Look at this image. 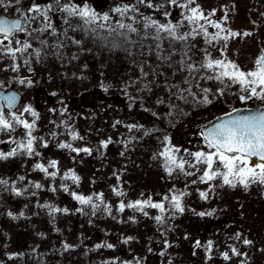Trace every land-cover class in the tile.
<instances>
[{"label":"snow or ice","instance_id":"6c2138e0","mask_svg":"<svg viewBox=\"0 0 264 264\" xmlns=\"http://www.w3.org/2000/svg\"><path fill=\"white\" fill-rule=\"evenodd\" d=\"M230 7L234 9L235 5L224 3L208 8L201 3V0H125V2L117 3L110 12L101 13L84 3V0H76V2L44 0L43 4L32 0L27 7L22 4V0H0V9L5 12L12 9L16 13L15 17L0 15V61L8 59L11 62L12 71L18 72L22 64L28 66L32 59L39 61L48 55L60 58L63 48L73 45L82 47L84 39L69 35L70 32H78L83 38L91 39L93 43L99 42L101 47L120 48L130 56L133 54L132 49L138 48L140 55L155 58L156 67L160 71H156L149 65V70L145 72L144 65L149 64V59H145L139 67L140 76L123 83L122 89L132 102L129 104V109L136 103L143 104L145 95L151 94L154 88H161L168 97L167 101L159 95L155 99L157 106L163 105L167 109L166 117L172 116L173 109L178 114H183L182 107L176 104V101L189 103V106L193 103L210 104L212 101L209 99V94L212 90L200 88L202 81H213L222 85L216 90V94L220 96L224 95L226 88L238 86L236 95L240 101L246 103L248 100L255 99L264 104V45L259 47L258 55L253 59L251 68L242 67L236 61L229 59L227 54L229 41L255 35L254 31H237L229 26ZM259 15L264 19V11H261ZM56 21H59V24ZM249 22L253 29L260 27L256 20ZM49 37L54 38L51 45H49ZM33 40L39 43V47L33 46ZM72 58L77 57L73 54ZM176 77L179 79L177 80ZM18 83L21 85L27 83L29 87L32 85V81L26 79H20ZM3 87L4 85L0 83V89ZM108 87L111 85L105 86V90ZM130 88L138 95L129 92ZM193 88L199 89V96ZM52 95L57 94L52 93ZM189 97L192 98L191 102ZM17 101L16 92L13 91L7 95L0 92V135L7 137V139H0V144L15 145L8 151L0 150V161L21 155L32 158L33 171L42 173L48 183L45 185L28 180L26 176H19L11 182L7 178L0 177V187L17 197L27 195L29 199L38 198V193L41 191L55 193L57 187L54 181L59 178L60 190L77 202L78 207L69 209L54 206L48 202L40 204L37 199L35 206L45 209L47 215L54 218L57 214L66 216L79 213L89 216V223H91V218L100 213L117 220L118 223H124L125 221L113 214V205L105 199L103 192L84 195L64 183V181H70L72 186L80 185L81 177L75 169L69 168L62 172L58 160H49L47 163L40 161L42 153L38 148L49 147V142L44 136L35 134L40 114L30 104L17 107ZM50 111L55 113L58 110L50 109ZM66 111V108L60 111V115L64 116ZM145 111H150L156 119L160 118L159 113L151 109H145ZM239 111V109H233L232 112L226 113L225 117L217 118L216 123L211 124L201 133L207 150L191 152L185 149L181 154L180 148L172 144L170 137L163 135L157 137L159 146L153 152L151 159L159 163L166 178H185V188L195 184L208 185L206 190L197 188L199 198L203 201H208L210 193L214 195L218 186L233 190L240 187L248 191L253 185H258L264 189V107L258 106L247 115H240ZM26 116L32 119L29 120L25 118ZM49 123L53 125V129L61 127L66 129L70 141L85 139L78 131L72 129L67 119L61 120L59 124L55 121ZM117 125H122L129 133L134 131L138 133L136 136L126 137L120 141L125 151L131 150L129 144L139 143L144 137L152 136L160 131L156 128L149 129L143 124L123 123L119 120L115 121L112 127L116 128ZM53 129H49V135L55 138L58 133ZM18 132L19 136L16 135ZM112 143L109 137L100 141L95 150L102 156L103 150ZM57 147L74 153L73 160L81 153L88 156L93 154L91 147H76L67 141L59 142ZM124 154L125 152L121 151L120 155L124 156ZM253 158L259 162H254ZM113 175L116 177L117 184L111 186L112 195L118 198L126 197L127 193L120 183L121 175L115 171ZM188 177H194V179L189 181L186 179ZM17 181L23 183L22 188L15 186ZM216 181H219V185L215 183ZM190 194L173 185L167 193H158L160 197L158 200L152 195L145 197L144 193L140 194L144 198L129 200L127 203L124 199H119L115 205V212L123 214L126 210H131L135 214L153 220L163 239V249L157 255L164 256L166 249L172 247L166 239V233L173 230L170 221L185 212L184 198ZM153 209L157 210L158 214L151 215L149 210ZM190 211L203 218L213 216L215 209L211 211L190 209ZM7 215L16 219L11 212ZM20 215H23V212ZM128 221L137 223V216L130 215ZM232 238L244 246H252L255 243L239 231ZM134 239L128 236L121 242L127 245ZM62 247L64 251L75 248L67 242H64ZM94 247L96 250L114 249L115 245L104 241L97 243ZM196 248H204L208 254L206 258H212L213 241L209 240L206 245H201V242L196 240L194 249ZM228 249L220 253L224 261L241 257L244 259H241L240 264H245L246 252L238 250L234 245H228ZM258 250L264 252V249ZM152 251L153 249L149 247L148 252ZM9 259L12 257L10 256ZM103 264H143V260L137 256H133L131 261L114 257L104 261Z\"/></svg>","mask_w":264,"mask_h":264},{"label":"rangeland","instance_id":"374dc122","mask_svg":"<svg viewBox=\"0 0 264 264\" xmlns=\"http://www.w3.org/2000/svg\"><path fill=\"white\" fill-rule=\"evenodd\" d=\"M121 2L125 0H119V3ZM248 2L253 17L260 27L254 30L255 35L244 38L247 41L243 42L242 39L237 38L229 41L227 45L229 59L245 68L252 67V61L258 55L259 47L264 45V19L259 15L261 11H264V0H248ZM201 3L206 4V0H202ZM114 6L111 4L106 12H110ZM71 47V52L76 57L84 54L83 49L76 51L74 45ZM95 53H98V48ZM132 53L130 56L120 48L105 47L102 64L104 91L101 97L97 92L87 93V96L73 92L58 95L57 99L52 95L56 102L50 105L46 100L48 94L46 97L41 96L43 106L37 109L35 94L26 95L29 97L26 104L31 103V106L40 114L35 134L44 136L49 142L48 148H38L42 153L40 161L47 163L49 160H58L62 172L69 168L75 169L81 177L80 185L72 186L70 181H64V183L84 195L103 192L105 199L113 205V214L125 222L118 223L117 220L100 213L91 218V223H89V216L79 213L66 216L57 214L54 218L50 217L45 209L35 206L37 199L40 204L48 202L54 206L69 209L78 207L77 202L60 190L59 178L54 181L57 187L55 193L41 191L38 193V198L29 199L27 195L17 197L0 187V264H103L104 261L114 257L131 261L133 256L142 258L143 264H169V261L171 264H240L241 259L244 258L233 257L230 261L222 259L220 253L228 251V245H234L238 250L247 253L245 264H264V252L258 250L264 249V189L258 185H253L248 191L240 187L233 190L218 186L215 194L210 193V199L203 201L199 198L197 188L206 190L208 185L195 184L185 188V178H166L159 163L151 159L153 152L159 146L157 137L163 135L170 137L172 144L180 148L181 154L185 149L191 152L207 150L203 139L194 137V131L198 125H203L213 117L236 107L260 103V101L255 99L248 100L246 103L240 101L236 95L238 86L235 85L226 88L224 95L220 96L216 94V90L222 85L218 82L202 81L200 88L212 90L209 94V99L212 101L210 104L193 103L189 106V103L176 101L175 103L182 107L183 114H178L173 109L172 116L166 117L167 109L163 105L157 106L155 99L159 95L167 101L168 97L161 88H154L151 94L145 95L143 104L136 103L129 109V104L132 102L122 89L123 83L140 76L139 67L145 59H149V64L144 65L145 72L149 70V65L156 71H160L156 67L154 57L146 58L140 55L138 48H133ZM39 74L43 75L40 79H47V73ZM176 79L178 80L179 77ZM93 84L98 85V80ZM108 85L111 87L105 90V86ZM128 91L138 95L131 88ZM193 91L200 95L199 89L193 88ZM74 97L79 99L71 102L72 104H67L68 100ZM83 98L85 100H82ZM188 99L191 102L192 98ZM65 108L67 111L64 116H61L60 111ZM50 109L58 111L53 113ZM145 109L159 113L160 118L156 119L150 111ZM26 118L32 119L30 116ZM65 119L73 130L78 131L85 138L83 141H70L66 129L63 127L53 129V125L49 123L55 121L59 124ZM117 120L123 123L143 124L149 129L156 128L160 131L152 136L144 137L139 143L129 144L131 150L125 151L120 141L126 137L136 136L138 133L135 131L129 133L122 125L113 128L112 125ZM49 129H53L58 135L52 138L49 135ZM16 135L19 136V132ZM109 137L113 143L103 150L101 156L95 149L100 141ZM0 139H7V137L0 135ZM62 141L71 142L76 147H91L93 154L88 156L81 153L73 160L74 153L57 147ZM14 146L0 144V150L8 151ZM121 151L125 152L124 156L120 155ZM33 164L32 158L23 155L0 161V177L7 178L11 182L19 176H26L28 180L47 185L48 182L43 174L33 171ZM114 171L121 175L120 183L127 193L126 197L118 198L111 193V186L117 184L116 177L113 175ZM186 179L190 181L194 177ZM215 183L219 185V181ZM173 185L191 194L184 198L185 212L170 221L173 230L166 233V239L172 247L166 249L164 256H159L157 253L163 249V239L157 231L158 226L155 222L131 210L117 214L115 205L119 199H124L127 203L129 200L144 198L140 196L141 193H144L145 197L152 195L158 200L160 197L157 194L167 193ZM15 186L22 188L23 183L17 181ZM190 209L196 211L215 209V212L211 217L202 218ZM149 211L151 215L158 214L157 210ZM8 212L16 216V219L7 215ZM21 212L23 215H20ZM130 215L137 216V223L128 221ZM238 231L253 240L254 245L244 246L234 240L232 237ZM128 236L135 239L125 245L121 241ZM196 240H199L201 245H206L209 240L213 241L211 259L206 258L208 254L204 248L194 249ZM104 241L114 244L115 248L96 250L94 246ZM64 242L74 245L75 248L64 251L62 247ZM149 247L153 249L151 253L148 252ZM10 256L12 259H9ZM145 257L146 259H143Z\"/></svg>","mask_w":264,"mask_h":264},{"label":"flooded vegetation","instance_id":"af4514ba","mask_svg":"<svg viewBox=\"0 0 264 264\" xmlns=\"http://www.w3.org/2000/svg\"><path fill=\"white\" fill-rule=\"evenodd\" d=\"M31 2L32 0H22V4L25 7H27ZM37 2L43 4L44 0H37ZM73 2H76V0H73ZM84 3L92 6L98 12L104 13L106 12L107 8L111 6V4L114 6L115 4L119 3V0H84ZM224 3L235 5L234 9L231 7L229 8L230 17L228 24L232 29L237 31L240 29L251 31L256 30L253 29V26L249 22L250 20L255 19L253 17L252 9L249 6L248 0H206L205 5L208 8H212ZM0 15L15 17L16 13L12 9H8L7 12L0 9ZM217 15L219 16L220 13L218 12ZM53 19L55 20V17ZM56 23L59 24V21H56ZM30 27H35V25H30ZM33 35H35V33ZM69 35H75L77 39H84V43L82 45L83 48L74 46L76 51H81L83 49L82 51L84 54L78 55L76 58L80 61H76L72 58L73 53L71 52V46L65 47L61 50L60 58L48 55L47 57H42L39 61L32 59L30 65L25 66L22 64L18 72L12 71L10 67L11 62L8 59H4L3 61H0V83L4 85V87L0 89V92H16L18 94L17 107L28 103L29 97L26 96L27 94H35V108L37 109H40L43 106L41 98L43 96L46 97L48 94L49 96L46 98L47 103L51 105V103L56 102L55 98L52 96V93L57 94L55 95L56 99L58 95L71 94L73 92L76 94H82L84 96H87V93L90 92H97L99 93V97H101V94L104 91V68L102 64L104 62L105 47H101L99 42L93 43L91 39L83 38L82 34L78 32H70ZM53 40V37L48 38L49 45L53 43ZM242 40L243 42L247 41V39ZM86 42L87 45H85ZM32 43L34 47H39V43L37 41L33 40ZM96 48H98V53H95ZM88 49H90V51H88ZM39 73H47V79H40L43 75ZM20 79L31 80V87H29L27 83L23 85L19 84L18 81ZM96 80H98V85L93 84ZM77 99H79V97H74V99L72 98L68 100L67 104H72L71 102H74ZM82 100H85V98ZM82 100H80L81 103H84ZM29 104L31 105V103ZM258 106L262 107L264 104L260 102L256 104L245 105V107ZM5 111H7V109H5ZM201 126V124L198 125L197 129L194 131V137L197 139H203L201 135Z\"/></svg>","mask_w":264,"mask_h":264},{"label":"water","instance_id":"95a60500","mask_svg":"<svg viewBox=\"0 0 264 264\" xmlns=\"http://www.w3.org/2000/svg\"><path fill=\"white\" fill-rule=\"evenodd\" d=\"M4 94L7 95V94H9V93H4ZM237 109L240 110V111H239V114H240V115H247V114H249L250 111H254V110H256L257 107H255V108H237ZM231 112H232V111H231ZM222 117H225V114H223V115H221V116H219V117H217V118H222ZM217 118L213 119L212 121H210V122H208V123H206V124H203V125H202V129H203V131H205L207 127H210L211 124L216 123V122H217ZM253 161H254V162H259L258 160H256V158H253Z\"/></svg>","mask_w":264,"mask_h":264}]
</instances>
